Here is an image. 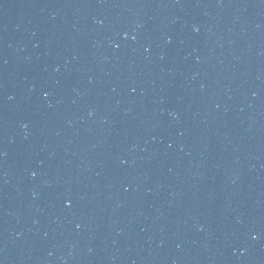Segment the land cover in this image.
<instances>
[{"label":"water","instance_id":"obj_1","mask_svg":"<svg viewBox=\"0 0 264 264\" xmlns=\"http://www.w3.org/2000/svg\"><path fill=\"white\" fill-rule=\"evenodd\" d=\"M0 264H264V0H0Z\"/></svg>","mask_w":264,"mask_h":264}]
</instances>
